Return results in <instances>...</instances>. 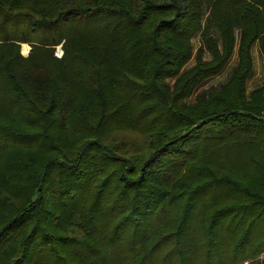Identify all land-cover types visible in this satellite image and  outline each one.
Masks as SVG:
<instances>
[{"label": "trees", "instance_id": "1", "mask_svg": "<svg viewBox=\"0 0 264 264\" xmlns=\"http://www.w3.org/2000/svg\"><path fill=\"white\" fill-rule=\"evenodd\" d=\"M256 45L264 0H0V264H264Z\"/></svg>", "mask_w": 264, "mask_h": 264}, {"label": "rangeland", "instance_id": "2", "mask_svg": "<svg viewBox=\"0 0 264 264\" xmlns=\"http://www.w3.org/2000/svg\"><path fill=\"white\" fill-rule=\"evenodd\" d=\"M203 42H204V36L200 35L197 38H195L193 40L194 50L197 51L203 45ZM23 45H27V44H23ZM23 45H22L21 52L25 57H27L31 51V48L29 45H27L29 49H26L25 50L26 54H24ZM253 53H254V73L252 77L249 79L248 84H247L249 92H251L253 89L259 86H262L264 84V77H263V71H262V64H263L262 55H261L258 45L254 47ZM63 55H64V51L62 49V46L57 47L55 57L58 59H61ZM210 58H211L210 54L206 52L204 59L209 60ZM236 62H237V56L235 54L233 58L231 59V61L229 62L225 71L218 77L207 80L204 84H202L199 88L196 89L195 95H197L201 91L208 90L211 87H219L220 85L224 84L228 80L231 70L236 65ZM194 64H195V59L192 58V60L188 63L186 67L187 68L192 67ZM195 95L191 100L192 102H195Z\"/></svg>", "mask_w": 264, "mask_h": 264}]
</instances>
